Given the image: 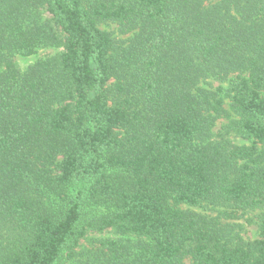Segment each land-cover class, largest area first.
<instances>
[{"label": "trees", "instance_id": "1", "mask_svg": "<svg viewBox=\"0 0 264 264\" xmlns=\"http://www.w3.org/2000/svg\"><path fill=\"white\" fill-rule=\"evenodd\" d=\"M226 98L249 145L209 140ZM203 203L264 204V0H0V264H57L107 228L126 238L78 264H264V213L235 241L180 207Z\"/></svg>", "mask_w": 264, "mask_h": 264}, {"label": "rangeland", "instance_id": "2", "mask_svg": "<svg viewBox=\"0 0 264 264\" xmlns=\"http://www.w3.org/2000/svg\"><path fill=\"white\" fill-rule=\"evenodd\" d=\"M43 19H48L50 16L45 10H42ZM102 30L110 33L114 39L115 45L125 43L126 39L131 36L132 32L122 34L118 30V26L113 22H104L99 26ZM58 38L63 40L64 34L59 29L56 30ZM63 51V45H46L35 48L29 55L16 54L13 57L15 67L19 71H24L27 67L34 64L38 60L59 55ZM208 84H202L205 88L214 89L220 82L208 79ZM224 86H227V81H223ZM229 99L226 98L224 107L230 111V117H218L210 128L211 135L209 140L221 141L230 145H249L251 141L239 133H236L229 126L231 119L237 117L229 108ZM220 135H224L220 137ZM222 144L223 146H227ZM231 148V147H230ZM182 209H188L199 214L207 221H212L218 226L228 228L231 231L235 241L241 239L245 242H252L259 237V223L262 214L264 213V204L253 208H241L235 203L225 204L219 203H203L200 206L180 205ZM132 238L133 236H127ZM121 236L113 229L107 228L103 231L88 230L83 238L80 239L78 247L75 248V255L60 259L57 264H78L79 260H83L90 252L95 251L100 244L101 239H119ZM126 238V237H124ZM121 238V239H124ZM133 239V238H132ZM183 264H193L189 257L183 259Z\"/></svg>", "mask_w": 264, "mask_h": 264}]
</instances>
